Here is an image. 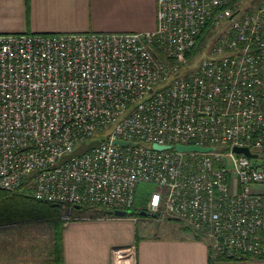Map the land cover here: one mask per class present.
<instances>
[{"label":"built area","instance_id":"2783aa9c","mask_svg":"<svg viewBox=\"0 0 264 264\" xmlns=\"http://www.w3.org/2000/svg\"><path fill=\"white\" fill-rule=\"evenodd\" d=\"M27 181L37 201L113 213L154 186L146 212L213 259L264 261V0H157L153 32L0 35V191Z\"/></svg>","mask_w":264,"mask_h":264},{"label":"crops","instance_id":"0c3cea01","mask_svg":"<svg viewBox=\"0 0 264 264\" xmlns=\"http://www.w3.org/2000/svg\"><path fill=\"white\" fill-rule=\"evenodd\" d=\"M156 27L157 0H0V35L145 33ZM35 203L25 205L31 207V215L35 211V215L53 217L44 225L52 235L50 246L39 251L0 241V264H113L114 250L130 247L135 248L136 264H210L214 260L207 241L174 223L151 216L93 218L81 214L78 217L82 218L62 224L50 209H39ZM2 208L8 210L10 206ZM2 208L0 213L7 215L12 209ZM6 221L0 217V225L4 224L1 229L8 226ZM51 224H57L58 244Z\"/></svg>","mask_w":264,"mask_h":264},{"label":"rangeland","instance_id":"374dc122","mask_svg":"<svg viewBox=\"0 0 264 264\" xmlns=\"http://www.w3.org/2000/svg\"><path fill=\"white\" fill-rule=\"evenodd\" d=\"M240 16L241 15H238L237 18H240ZM208 56L209 54L201 55L196 61V64L201 59L207 58ZM101 138L102 137L99 135L94 136L85 145H82L81 147H79V149L77 150V153L81 154L85 152L86 150L99 145L101 143V140H100ZM228 178L231 179V175H229ZM29 185L30 183L27 181V183L19 189L18 195H15L13 200H11L10 204H11L12 209L9 211L10 213L8 215L6 214L3 216L5 219H7L6 221L7 223L6 222L5 223L8 226L4 229L0 228L1 229L0 230V241L2 242L5 240H8L10 242L9 244H11L12 242L14 245L22 246L23 248L45 251L50 246V241H52V235L47 229L44 228V225L46 224L48 220L53 219V217L51 218V215L48 216L47 213H42V214L37 213V215H35V211H33V215H31L32 210L28 208H31L30 202L35 203L37 201L35 198H34L35 201L27 199L25 201L20 202L21 198L26 197V195L29 193L28 188L31 187ZM153 190H154V186L144 184V183L139 185L137 189V198H136L139 206H141V204H144V208H145L146 201L149 199L150 193ZM38 202H44V201H37V203ZM26 203L30 206H25ZM7 204L9 205V203ZM37 205L38 206L36 207H39V209H41V207L44 204L38 203ZM94 209L96 210L97 208L87 209L86 207H82L77 210L76 208H74L65 213V216L67 218L64 216L63 221L66 223L67 221L72 220V218L73 219L82 218L81 216L78 217V215H81V214L87 215V216H95L96 213ZM73 210L79 211V213L77 212L74 213ZM100 210L108 211L107 209H100ZM54 218L55 220H60L58 219V216L56 215ZM156 219H159V218H156ZM161 220L165 222H169L171 224L174 223L178 225L177 227L180 226L182 230H184L187 233H191L194 236V234L191 231L185 229L181 224H178L176 222L169 221V220H164V219H161ZM3 221L4 220H2L1 222ZM60 221L62 222V219ZM3 225L4 224L0 226H3ZM51 226L53 228L54 241L58 244L57 229L55 225L51 224Z\"/></svg>","mask_w":264,"mask_h":264},{"label":"trees","instance_id":"16d2710c","mask_svg":"<svg viewBox=\"0 0 264 264\" xmlns=\"http://www.w3.org/2000/svg\"><path fill=\"white\" fill-rule=\"evenodd\" d=\"M203 38L201 39V43L203 44ZM27 182H25L23 185H21L20 187L14 189L13 191H0V207L2 208V206L5 204V205H8L7 203H9V206L11 208V200H13L14 196L15 195H18V191L21 187H23ZM31 186V185H29ZM28 191L29 193L26 195V197H23L21 198L20 201H24V200H34V195H33V189L32 187H29L28 188ZM35 201V200H34ZM37 202V201H36ZM38 203H41V204H44L42 207H47L48 209H50V213L53 214V215H56L58 216V219H62V224H64L65 222L63 221V218L65 216V213L68 212L69 210H72L74 208H71L69 206H64L62 204H55V203H48V202H38ZM9 208V209H10ZM82 208V207H80ZM87 209H91V208H88L86 207ZM3 209V208H2ZM8 209V210H9ZM4 211H8L7 209H3ZM95 210V209H94ZM132 213L129 214L127 217H143L140 215L141 212H145L146 209L144 208V204H141V206L138 205V201L136 199V202H135V205L133 207V209L131 210ZM9 213V212H7ZM95 213L96 215L93 216V218H97V217H109V218H113V217H116L114 215L113 212L111 211H102L100 209H96L95 210ZM6 215L5 212H1L0 213V217ZM150 215L148 216H145V217H149ZM4 218V217H3ZM56 223L57 221H53V223ZM57 225V224H55ZM249 261H255L254 259H247V260H244V261H235V260H230V259H227L226 257H218L217 259H214L210 261V264H215V263H221V262H226V263H238V262H249Z\"/></svg>","mask_w":264,"mask_h":264},{"label":"water","instance_id":"95a60500","mask_svg":"<svg viewBox=\"0 0 264 264\" xmlns=\"http://www.w3.org/2000/svg\"><path fill=\"white\" fill-rule=\"evenodd\" d=\"M115 144H120L122 146H126L128 145L129 143H125V142H121V141H115ZM154 149L158 150V151H163V150H171L173 149L174 147L172 146H159V145H154L153 146ZM175 150L179 151V152H210L213 150V148H202V147H198V146H183V145H177L175 146ZM234 151L238 154H245L247 155L248 157H255L257 155H254L250 152V150L248 148H235ZM23 185V184H22ZM76 209H80L79 206H76L75 207ZM132 211L131 210H128V211H115L114 212V215L116 217H119V218H124V217H127L129 214H131ZM141 216L145 217V216H148L150 214H148V212H141L140 213ZM151 217L153 218H156V215H150Z\"/></svg>","mask_w":264,"mask_h":264}]
</instances>
